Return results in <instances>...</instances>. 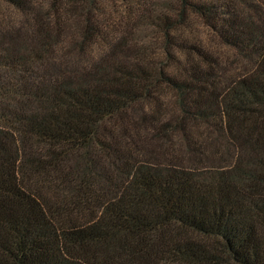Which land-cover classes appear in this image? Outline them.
<instances>
[{"label": "trees", "instance_id": "obj_1", "mask_svg": "<svg viewBox=\"0 0 264 264\" xmlns=\"http://www.w3.org/2000/svg\"><path fill=\"white\" fill-rule=\"evenodd\" d=\"M159 2L0 0V264H264V0Z\"/></svg>", "mask_w": 264, "mask_h": 264}, {"label": "rangeland", "instance_id": "obj_2", "mask_svg": "<svg viewBox=\"0 0 264 264\" xmlns=\"http://www.w3.org/2000/svg\"><path fill=\"white\" fill-rule=\"evenodd\" d=\"M159 1L160 0H149V2H151L152 4H157V2ZM158 4H161V2H159ZM191 30L193 31V33L199 34V37L202 38V40L206 43L207 47L211 51L215 52V54L220 55L225 63H229L231 66L232 62H239V59L236 57L237 55H235L234 52L219 46L216 40H214L212 34L205 27H203L202 23L199 20L192 19ZM143 37H147V40H150L154 38V35L152 31H147L143 33ZM240 63L243 64V61H240ZM235 66L236 64L234 65V67Z\"/></svg>", "mask_w": 264, "mask_h": 264}]
</instances>
